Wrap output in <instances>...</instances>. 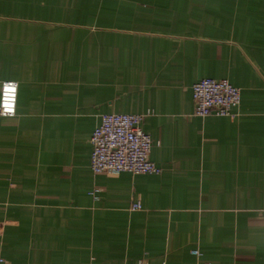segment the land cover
I'll return each instance as SVG.
<instances>
[{
	"label": "crops",
	"instance_id": "obj_1",
	"mask_svg": "<svg viewBox=\"0 0 264 264\" xmlns=\"http://www.w3.org/2000/svg\"><path fill=\"white\" fill-rule=\"evenodd\" d=\"M3 79L0 264H264V0H0ZM146 110L160 172L93 173L98 116Z\"/></svg>",
	"mask_w": 264,
	"mask_h": 264
},
{
	"label": "built area",
	"instance_id": "obj_2",
	"mask_svg": "<svg viewBox=\"0 0 264 264\" xmlns=\"http://www.w3.org/2000/svg\"><path fill=\"white\" fill-rule=\"evenodd\" d=\"M193 113L234 116L232 111L239 103V89L225 78L203 76L190 85ZM16 81L0 80V115L10 116L15 112ZM144 113L107 112L98 116L91 129L88 166L93 173L157 174L160 168L149 159L152 141L148 133L140 128ZM139 208L137 201L130 203V209ZM198 254L196 249L190 251ZM1 260V258H0ZM141 264V263H139ZM207 264V262H205Z\"/></svg>",
	"mask_w": 264,
	"mask_h": 264
}]
</instances>
